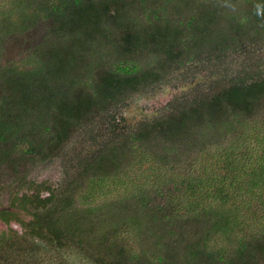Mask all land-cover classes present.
Listing matches in <instances>:
<instances>
[{
  "label": "trees",
  "instance_id": "1",
  "mask_svg": "<svg viewBox=\"0 0 264 264\" xmlns=\"http://www.w3.org/2000/svg\"><path fill=\"white\" fill-rule=\"evenodd\" d=\"M39 23L33 53L0 54V168L66 172L18 181L0 264H264V0H0V52ZM183 146L199 159L172 167Z\"/></svg>",
  "mask_w": 264,
  "mask_h": 264
},
{
  "label": "rangeland",
  "instance_id": "2",
  "mask_svg": "<svg viewBox=\"0 0 264 264\" xmlns=\"http://www.w3.org/2000/svg\"><path fill=\"white\" fill-rule=\"evenodd\" d=\"M42 24V25H41ZM38 26L35 29H31L27 31V33H24L20 37L13 40H10V43L8 42L7 48L9 50H3L0 52L1 56L3 57V63L4 64H14L19 63L23 58L26 56H29L31 53H33L34 48H36L39 44H41L42 41H44V33L46 30V23H39ZM5 48V49H7ZM6 61V62H5ZM3 65V64H2ZM24 68V67H23ZM26 68V67H25ZM182 83L178 84L177 88H180V85ZM162 87V86H159ZM179 91V90H178ZM178 91L177 94H179ZM204 93L207 92L206 90L203 91ZM5 94V95H4ZM8 93L5 92L2 87H0V100H3L1 98H4ZM164 94V95H163ZM173 94V90L171 89V86L169 87H163L159 88L156 91H147L141 97L137 100H132V109H127V112H124L123 115L129 118H132L135 116V121H139L144 116H150L156 109H161L164 104L169 100L173 98L171 95ZM211 146V145H210ZM212 147V148H211ZM209 147V145L205 144L203 146V149L211 150L213 147L215 148V145ZM165 149V148H164ZM160 149H157V151L154 152H160ZM176 151L180 154L181 157H173L169 156V163L172 165V167L176 168H182L185 166V164H193L196 162V160L199 159L198 149L193 151H186L184 146L182 149ZM169 154V153H168ZM18 153L15 154L17 156ZM70 156V155H69ZM173 157V158H172ZM172 158V161H171ZM67 158H53V159H45L40 160L37 158V161H30L25 160L21 164H19L18 168H15V161L5 163L6 165H2L0 168V207H6L10 201L9 194H11V191L16 190V185L18 181L24 177L27 181H34L37 184H40L42 182L44 183H58L60 182L64 177V172H66V168L64 167V163H66ZM33 160V159H32ZM168 164L167 166H171ZM25 220L28 219V217L24 218ZM14 229H16L18 232L21 231L19 226L16 223H12L11 225ZM8 229L7 226H0V233L2 231H6ZM123 231L118 232L117 237L123 235ZM123 236H127V234H124ZM247 236V235H245ZM112 239H116V237H111ZM126 244H123V247L127 250L136 252L137 254L141 253L143 251L142 245H140L136 238L133 236V234L128 235L125 239ZM233 249V248H230ZM153 252V249L150 251H146V253ZM5 257V255H2ZM85 264H89L86 263Z\"/></svg>",
  "mask_w": 264,
  "mask_h": 264
}]
</instances>
